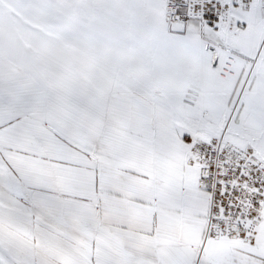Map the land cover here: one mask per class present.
Masks as SVG:
<instances>
[{"label": "snow or ice", "instance_id": "obj_1", "mask_svg": "<svg viewBox=\"0 0 264 264\" xmlns=\"http://www.w3.org/2000/svg\"><path fill=\"white\" fill-rule=\"evenodd\" d=\"M15 9L79 54L0 34V264H264V103L221 109L146 67L176 37L264 29V0Z\"/></svg>", "mask_w": 264, "mask_h": 264}, {"label": "rangeland", "instance_id": "obj_2", "mask_svg": "<svg viewBox=\"0 0 264 264\" xmlns=\"http://www.w3.org/2000/svg\"><path fill=\"white\" fill-rule=\"evenodd\" d=\"M41 24L35 15L22 9L5 10L0 14V34L6 47L24 48L25 45L44 43L60 55L79 54L76 40L47 35L39 27ZM238 27L239 31L234 35L220 39L204 32L197 33L195 38L176 37L165 41L146 57L147 70L155 78L169 83L198 84L202 88V98L215 107L222 109L239 98L247 106L258 108L264 103L261 73L264 70V29ZM229 53L237 56L234 76L227 75L222 66H213L215 56L223 60Z\"/></svg>", "mask_w": 264, "mask_h": 264}, {"label": "built area", "instance_id": "obj_3", "mask_svg": "<svg viewBox=\"0 0 264 264\" xmlns=\"http://www.w3.org/2000/svg\"><path fill=\"white\" fill-rule=\"evenodd\" d=\"M214 58H215V63H213L214 67L222 66L225 73L229 76H234L236 74L235 64H236L237 56L235 54L229 53L223 60H221L218 55L215 56ZM187 86L189 91H195L197 94L201 95V97L203 96L202 88L198 84L190 83Z\"/></svg>", "mask_w": 264, "mask_h": 264}, {"label": "crops", "instance_id": "obj_4", "mask_svg": "<svg viewBox=\"0 0 264 264\" xmlns=\"http://www.w3.org/2000/svg\"><path fill=\"white\" fill-rule=\"evenodd\" d=\"M198 34L197 33H192L191 35H189L188 37H186V38H189V37H196ZM185 37L183 38V39H186ZM183 41H185V40H183ZM262 68H264V67H262ZM261 73H262V77L264 78V70H261ZM183 85H184V83H183ZM186 86H187V84H186Z\"/></svg>", "mask_w": 264, "mask_h": 264}]
</instances>
